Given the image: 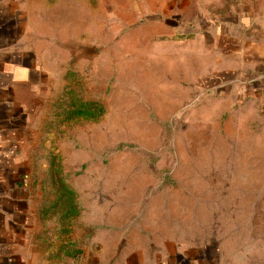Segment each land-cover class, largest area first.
Here are the masks:
<instances>
[{
  "label": "rangeland",
  "instance_id": "obj_1",
  "mask_svg": "<svg viewBox=\"0 0 264 264\" xmlns=\"http://www.w3.org/2000/svg\"><path fill=\"white\" fill-rule=\"evenodd\" d=\"M40 1L54 7L60 16L55 21L67 25L70 37L97 51L85 58L84 69L58 84L42 108L44 135L32 153L37 163L31 179L48 220L60 227L74 222L62 184L75 191L77 200L72 183L92 166V175L101 179L134 183L140 175L152 183L154 177L159 191H166V209L173 212L182 237L216 241L224 256L242 258L239 264H264V120L255 129L252 124L243 129L236 118L228 123L220 112L225 101L219 96L226 91L221 87L205 89L200 100L198 89H180L175 105L160 108L156 96L151 97L155 89L140 77L144 55L156 44L168 38L194 42L220 9L191 8L171 24L176 15L165 8L167 0ZM196 1L204 5V0ZM83 101L101 103L105 114L97 121L71 115ZM257 143L259 152H236V145L252 148ZM149 185L145 203L153 193V183ZM252 195L256 200L247 199Z\"/></svg>",
  "mask_w": 264,
  "mask_h": 264
},
{
  "label": "crops",
  "instance_id": "obj_2",
  "mask_svg": "<svg viewBox=\"0 0 264 264\" xmlns=\"http://www.w3.org/2000/svg\"><path fill=\"white\" fill-rule=\"evenodd\" d=\"M201 7L220 9L209 30L194 42L168 38L156 44L143 57L140 77L155 89L151 97L160 108L175 105L180 89H198L199 100L205 89H226L219 97L228 123L236 118L243 129L258 128L264 120V0H204L203 6L167 0L165 8L176 15L168 22ZM53 9L40 0H0V264H239L242 258L224 256L216 241L182 237L154 177L145 203L152 183L140 175L134 183L101 179L92 166L72 183L79 203L69 215L74 222L60 227L48 220L31 179L37 163L32 153L44 135L39 120L58 84L84 69L87 56L70 45L88 44L70 37ZM236 152L254 154L259 144L236 145ZM116 180L123 181L120 187H107Z\"/></svg>",
  "mask_w": 264,
  "mask_h": 264
},
{
  "label": "trees",
  "instance_id": "obj_3",
  "mask_svg": "<svg viewBox=\"0 0 264 264\" xmlns=\"http://www.w3.org/2000/svg\"><path fill=\"white\" fill-rule=\"evenodd\" d=\"M71 115L83 117L85 119L99 120L105 114V107L99 102H82L78 106L70 110ZM65 189L67 211L70 213H77L79 210V203L76 200L75 191L69 188L66 184H62ZM61 200V198H60ZM68 217V215H66Z\"/></svg>",
  "mask_w": 264,
  "mask_h": 264
},
{
  "label": "water",
  "instance_id": "obj_4",
  "mask_svg": "<svg viewBox=\"0 0 264 264\" xmlns=\"http://www.w3.org/2000/svg\"><path fill=\"white\" fill-rule=\"evenodd\" d=\"M70 48L75 52L79 53L85 56H93L97 53L96 49L94 46L90 44H78V43H73L70 45Z\"/></svg>",
  "mask_w": 264,
  "mask_h": 264
}]
</instances>
